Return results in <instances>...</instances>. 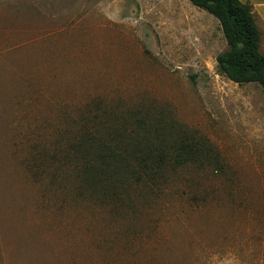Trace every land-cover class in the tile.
<instances>
[{
  "label": "rangeland",
  "instance_id": "rangeland-1",
  "mask_svg": "<svg viewBox=\"0 0 264 264\" xmlns=\"http://www.w3.org/2000/svg\"><path fill=\"white\" fill-rule=\"evenodd\" d=\"M228 48L189 0H0V264H264V91ZM136 114L213 163L98 186L89 148Z\"/></svg>",
  "mask_w": 264,
  "mask_h": 264
},
{
  "label": "trees",
  "instance_id": "trees-1",
  "mask_svg": "<svg viewBox=\"0 0 264 264\" xmlns=\"http://www.w3.org/2000/svg\"><path fill=\"white\" fill-rule=\"evenodd\" d=\"M189 1L214 16L222 27L229 48L217 57L219 72L236 84H259L264 91V54L252 7L240 0ZM134 119L136 126L127 135L130 140L123 138L115 145L101 142L89 148L94 158L86 174L98 186L109 190L134 184L159 187L166 182L169 171L215 159L211 147L202 151L201 138L179 129L176 122L151 124L138 114ZM176 132L180 134L173 138ZM133 139H137L135 144Z\"/></svg>",
  "mask_w": 264,
  "mask_h": 264
},
{
  "label": "crops",
  "instance_id": "crops-1",
  "mask_svg": "<svg viewBox=\"0 0 264 264\" xmlns=\"http://www.w3.org/2000/svg\"><path fill=\"white\" fill-rule=\"evenodd\" d=\"M252 7L254 17L261 33L260 50L264 54V0H240Z\"/></svg>",
  "mask_w": 264,
  "mask_h": 264
}]
</instances>
